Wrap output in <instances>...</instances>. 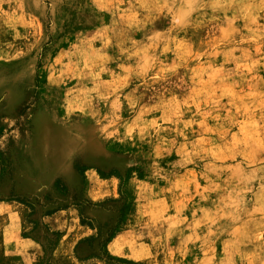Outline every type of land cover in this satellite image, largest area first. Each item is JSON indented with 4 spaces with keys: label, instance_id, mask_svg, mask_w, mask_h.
Listing matches in <instances>:
<instances>
[{
    "label": "rangeland",
    "instance_id": "1",
    "mask_svg": "<svg viewBox=\"0 0 264 264\" xmlns=\"http://www.w3.org/2000/svg\"><path fill=\"white\" fill-rule=\"evenodd\" d=\"M0 264H264V0H0Z\"/></svg>",
    "mask_w": 264,
    "mask_h": 264
}]
</instances>
